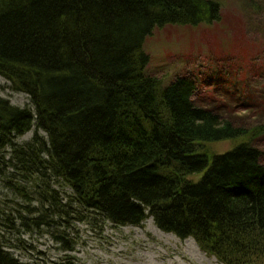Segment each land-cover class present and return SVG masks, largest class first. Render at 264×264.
Here are the masks:
<instances>
[{
    "label": "trees",
    "instance_id": "16d2710c",
    "mask_svg": "<svg viewBox=\"0 0 264 264\" xmlns=\"http://www.w3.org/2000/svg\"><path fill=\"white\" fill-rule=\"evenodd\" d=\"M221 13L214 0H0V77L36 109L0 91V154L11 149L14 170L49 171L116 226L152 218L221 264H264L256 132L197 107L194 81L165 86L146 74L155 30L213 25ZM34 128L30 143L16 144ZM243 138L225 154L201 152ZM0 264L24 263L0 246Z\"/></svg>",
    "mask_w": 264,
    "mask_h": 264
},
{
    "label": "rangeland",
    "instance_id": "374dc122",
    "mask_svg": "<svg viewBox=\"0 0 264 264\" xmlns=\"http://www.w3.org/2000/svg\"><path fill=\"white\" fill-rule=\"evenodd\" d=\"M214 1L222 7L218 23L154 31L144 45L146 74L165 86L178 78L194 81L195 105L254 130L257 138L249 141L264 158V0ZM0 91L13 106L36 114L30 98L2 77ZM39 135L48 143L45 133ZM34 136L35 128L16 144ZM246 140L201 144V152L225 154ZM10 160L11 149L0 154V246L24 264H221L194 239L163 233L152 218L138 228L116 226L84 209L49 171L26 174Z\"/></svg>",
    "mask_w": 264,
    "mask_h": 264
}]
</instances>
